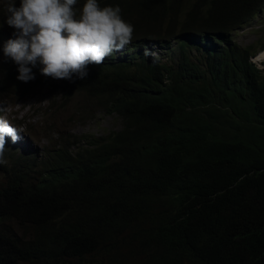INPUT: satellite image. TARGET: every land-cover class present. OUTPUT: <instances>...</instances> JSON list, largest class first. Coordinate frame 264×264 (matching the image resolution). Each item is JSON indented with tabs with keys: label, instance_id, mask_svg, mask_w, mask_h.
<instances>
[{
	"label": "trees",
	"instance_id": "16d2710c",
	"mask_svg": "<svg viewBox=\"0 0 264 264\" xmlns=\"http://www.w3.org/2000/svg\"><path fill=\"white\" fill-rule=\"evenodd\" d=\"M8 3L0 104L47 88L48 126L40 148L6 141L0 264H264V72L229 40L264 0H98L134 26L130 55L28 82L3 52ZM98 113L118 126L72 131Z\"/></svg>",
	"mask_w": 264,
	"mask_h": 264
},
{
	"label": "clouds",
	"instance_id": "9594fccd",
	"mask_svg": "<svg viewBox=\"0 0 264 264\" xmlns=\"http://www.w3.org/2000/svg\"><path fill=\"white\" fill-rule=\"evenodd\" d=\"M76 4L77 0H20V6L16 7L15 0H9L6 23L15 29L16 39L8 40L3 52L18 65V80L28 82L34 79L32 68L38 63L42 65L41 74L46 77L71 80L75 75L79 79H85L88 75L87 66L102 64L104 59L110 56H117L119 59L121 53H125L124 56L130 55V46L126 45L132 40L134 26L122 18V10L118 5L102 7L98 0H85L78 13L74 8ZM263 12L264 4L247 21L229 33V40L232 44L247 49L249 61L264 72L255 60L257 55L264 53V42L256 48L252 43L240 44L234 38V31L250 26ZM215 42L220 46L224 45L218 40ZM171 44L175 53H178L174 42ZM186 53L199 54L196 47L187 48ZM145 55L167 60L169 52L146 49ZM136 58L138 59L139 55ZM4 110V107L0 106V112ZM228 112L237 118L232 109H228ZM98 114L115 119V124L104 133L118 126V121L113 115ZM14 125L16 126L15 122ZM9 136L14 143L10 142ZM18 140L17 129L0 116V164L6 162V141L16 144ZM16 145L21 147V144Z\"/></svg>",
	"mask_w": 264,
	"mask_h": 264
},
{
	"label": "rangeland",
	"instance_id": "374dc122",
	"mask_svg": "<svg viewBox=\"0 0 264 264\" xmlns=\"http://www.w3.org/2000/svg\"><path fill=\"white\" fill-rule=\"evenodd\" d=\"M251 24L243 30L237 29L234 31V38L240 44L252 43L258 48L264 42V12ZM259 57L261 56L259 55ZM263 59L264 57L257 59V66L264 69ZM262 60L263 62H258ZM47 92H49L47 88H42L41 90L30 94L29 97L21 99V101L15 105L6 103L0 104V106L5 109L0 112V116L6 118L11 126L17 129L19 140L15 143L21 144V147H25V149L32 148L34 145L40 148L45 142L42 131L44 127L48 126V122L46 121L42 125L41 114L43 107L48 103L47 98L42 97ZM19 120H24L25 126H15L14 121ZM114 124L115 119L112 116H101L98 114L94 119L85 123H73L72 130L77 133L85 131L104 133ZM9 138L10 142H13L10 136ZM11 149L13 148L11 147Z\"/></svg>",
	"mask_w": 264,
	"mask_h": 264
},
{
	"label": "bare ground",
	"instance_id": "6f19581e",
	"mask_svg": "<svg viewBox=\"0 0 264 264\" xmlns=\"http://www.w3.org/2000/svg\"><path fill=\"white\" fill-rule=\"evenodd\" d=\"M259 55H260L261 57H259ZM259 55H257V57L255 58L256 60L264 57V53H260Z\"/></svg>",
	"mask_w": 264,
	"mask_h": 264
}]
</instances>
